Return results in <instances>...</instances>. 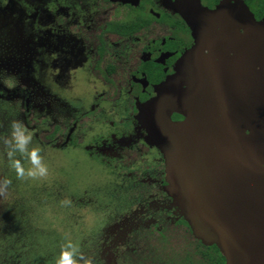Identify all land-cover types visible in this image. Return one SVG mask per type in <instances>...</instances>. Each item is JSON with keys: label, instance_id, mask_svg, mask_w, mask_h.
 <instances>
[{"label": "flooded vegetation", "instance_id": "1", "mask_svg": "<svg viewBox=\"0 0 264 264\" xmlns=\"http://www.w3.org/2000/svg\"><path fill=\"white\" fill-rule=\"evenodd\" d=\"M56 1L50 0L39 15L29 0H0V16L6 12L20 25H30V50L34 54L44 50L47 54L48 74L54 89L70 91L74 76L80 73L89 81L90 90L99 95L100 102L121 109L117 126L110 124L115 130L86 149L117 178L113 180L118 192L114 197L121 191H131L129 195L133 199L126 198L132 205L119 220L102 229L100 260L92 263L129 264L146 245L167 247L175 244L177 238H182L185 244L189 240L188 252L195 259L198 240L193 237L166 181L168 156L176 149L178 137L168 134L170 129L162 120L168 117L170 124L178 126L190 118L185 130L196 140H205L206 154L216 152L218 145L211 143L210 138L217 115L210 111L207 91L203 96L198 94L201 99H197L195 89L196 76L202 74V69L197 67L208 62L216 69L221 62L224 72L229 66L235 67L240 81L237 91L240 148L246 153L259 152L264 147V113L261 112H264L261 95L264 89L259 81L264 75V60H260L255 47L244 45L243 37L236 52L227 48L222 53L206 49L197 52V56L191 53L196 43L181 13L198 4L214 10L224 0H60L59 5ZM240 1L256 21L262 20L264 0ZM243 33L238 30L239 35ZM0 60L2 72L7 66L20 72L19 82L10 89L0 85V89L13 97L21 95L25 114L34 94L44 97L46 109H56L59 101L25 76L26 59L18 55ZM190 89L192 96H187ZM227 91L223 93L225 107L229 106L228 101L234 103ZM157 99L155 117L146 110ZM187 101L193 103L191 117L184 111ZM227 111L221 110V118L226 119ZM46 121L50 120L40 125ZM74 121L67 125L51 123L50 131L44 135L46 142L56 145L62 131V141L56 146L70 145L77 129ZM48 135L50 138H46ZM112 196L110 200L115 199ZM89 199L84 200L92 203ZM145 263L154 264L147 258Z\"/></svg>", "mask_w": 264, "mask_h": 264}, {"label": "rangeland", "instance_id": "2", "mask_svg": "<svg viewBox=\"0 0 264 264\" xmlns=\"http://www.w3.org/2000/svg\"><path fill=\"white\" fill-rule=\"evenodd\" d=\"M49 1L29 0V4L42 15L40 10L44 11ZM56 3L59 5L60 0ZM8 15L4 12L0 16V58L21 55L28 63L25 76L35 80L60 104L57 110H48L44 97L34 94L25 114L21 95L13 97L0 89V264H55L63 248L70 253L72 264H93L100 260L102 229L119 220L132 205L128 200L131 191H121L114 197L118 192L113 180L117 178L86 149L115 130L110 124L117 126L121 109L100 102L99 95L90 90L89 81L80 73L74 76L70 91L54 89L47 54L44 50L35 54L30 50V25H20ZM1 61L0 85L10 89L20 81V72L12 66L2 72ZM45 120L50 121L41 126ZM72 120L77 129L70 145L56 146L62 141V131L56 145L46 142L44 135L50 131L51 123L67 125ZM13 121L19 122L16 130L20 131L22 126L29 137L23 150L11 140ZM34 147L39 148V165L47 169L43 177L26 175L29 170L36 171L28 159V150ZM12 161L21 164L25 176L17 178ZM4 179L9 180L7 185L3 184ZM111 196L115 199L110 200ZM185 241L186 244L177 238L175 244L165 248L156 246L155 257L176 260L188 254L189 240Z\"/></svg>", "mask_w": 264, "mask_h": 264}, {"label": "water", "instance_id": "3", "mask_svg": "<svg viewBox=\"0 0 264 264\" xmlns=\"http://www.w3.org/2000/svg\"><path fill=\"white\" fill-rule=\"evenodd\" d=\"M181 15L196 43L193 55L203 49L222 53L229 48L236 52L243 37L244 45L255 47L260 60H264V15L256 21L243 1L224 0L214 10L198 4ZM239 29L243 35L238 34ZM205 63L197 67L202 74L196 76L195 92L197 99L204 91L210 95V111L217 115L210 141L218 145V150L206 154L205 140L200 142L185 130L190 118L178 126L170 124L168 117L162 118L163 125L170 129L168 134L178 137L176 149L168 156L169 192L177 199L193 237L203 246L214 245L225 264H264V147L255 154L240 148L237 69L229 66L224 72L221 62L216 69ZM259 81L264 89V75ZM224 90L234 100L228 101L227 107L222 105ZM186 94L192 96V90ZM157 105L158 99L146 112L157 117ZM223 108L228 110L226 119L221 118ZM184 111L191 117L193 103L187 101Z\"/></svg>", "mask_w": 264, "mask_h": 264}, {"label": "trees", "instance_id": "4", "mask_svg": "<svg viewBox=\"0 0 264 264\" xmlns=\"http://www.w3.org/2000/svg\"><path fill=\"white\" fill-rule=\"evenodd\" d=\"M196 243L195 259L189 252L178 256L176 260L155 257L156 246L148 244L129 264H146V258L154 264H223L224 259L215 246L205 247L199 241ZM163 245L159 247L165 248Z\"/></svg>", "mask_w": 264, "mask_h": 264}, {"label": "clouds", "instance_id": "5", "mask_svg": "<svg viewBox=\"0 0 264 264\" xmlns=\"http://www.w3.org/2000/svg\"><path fill=\"white\" fill-rule=\"evenodd\" d=\"M19 122L13 121L10 124V137L11 140L14 141L16 143V145L18 147H20L22 150L24 148V145L27 143L29 137L23 132L22 130V126H21V130L17 131V126H18ZM7 143V141H5ZM39 153V148L38 147H34L28 150V159L31 162L32 165L36 166V171L33 172L31 170H29L27 172V176L28 177H43L44 175H46V167L40 166L39 165V161L41 159V157L38 155ZM9 154L7 153V156ZM12 167L15 170L16 176L17 178H21L23 176H25V170L24 168L21 166V164L17 161H12ZM9 183V180L4 179L3 180V184L7 185ZM55 264H72L71 258H70V253L66 250V249H62L61 252L59 253L58 258L55 261Z\"/></svg>", "mask_w": 264, "mask_h": 264}]
</instances>
